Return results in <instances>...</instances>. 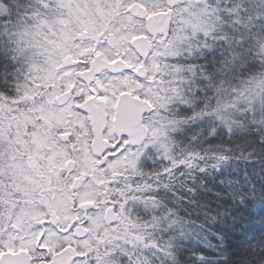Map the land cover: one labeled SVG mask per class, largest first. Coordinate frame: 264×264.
Here are the masks:
<instances>
[{
  "label": "snow or ice",
  "instance_id": "6c2138e0",
  "mask_svg": "<svg viewBox=\"0 0 264 264\" xmlns=\"http://www.w3.org/2000/svg\"><path fill=\"white\" fill-rule=\"evenodd\" d=\"M0 264H264V0H0Z\"/></svg>",
  "mask_w": 264,
  "mask_h": 264
}]
</instances>
